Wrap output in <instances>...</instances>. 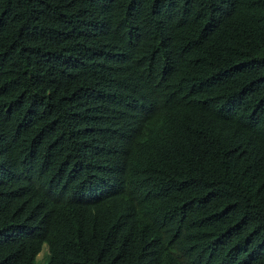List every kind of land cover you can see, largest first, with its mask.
Returning <instances> with one entry per match:
<instances>
[{"label":"trees","instance_id":"16d2710c","mask_svg":"<svg viewBox=\"0 0 264 264\" xmlns=\"http://www.w3.org/2000/svg\"><path fill=\"white\" fill-rule=\"evenodd\" d=\"M0 264H264V0H0Z\"/></svg>","mask_w":264,"mask_h":264},{"label":"rangeland","instance_id":"374dc122","mask_svg":"<svg viewBox=\"0 0 264 264\" xmlns=\"http://www.w3.org/2000/svg\"><path fill=\"white\" fill-rule=\"evenodd\" d=\"M46 251H47V246L44 245V246L42 247V249L40 250V252L38 253V255H37V257H38V259H40V261L43 260L44 253H45Z\"/></svg>","mask_w":264,"mask_h":264}]
</instances>
